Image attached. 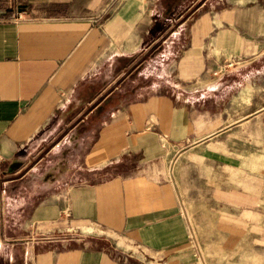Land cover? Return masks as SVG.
<instances>
[{
	"label": "crops",
	"instance_id": "crops-1",
	"mask_svg": "<svg viewBox=\"0 0 264 264\" xmlns=\"http://www.w3.org/2000/svg\"><path fill=\"white\" fill-rule=\"evenodd\" d=\"M69 123L68 172L0 182V264H264V0H0V170Z\"/></svg>",
	"mask_w": 264,
	"mask_h": 264
},
{
	"label": "rangeland",
	"instance_id": "rangeland-1",
	"mask_svg": "<svg viewBox=\"0 0 264 264\" xmlns=\"http://www.w3.org/2000/svg\"><path fill=\"white\" fill-rule=\"evenodd\" d=\"M187 3L188 2L184 4L185 9ZM161 25L163 24H160V27ZM135 63L136 60H133V62L130 63L129 68H131L129 69V71L125 69L121 73L120 66L118 67L116 72L114 71L115 79L113 84L115 86H118V88L115 89L116 93H123L127 92L128 90H137L140 88L143 89V87L148 85L152 86V83L150 84V82L152 81V76H150L152 68L145 67L142 70H137L136 68L132 69V66ZM110 88H112V86L108 87L107 89ZM89 106L90 105H86L84 107V111L89 109ZM70 125L71 124L69 123L68 126H64L62 129L61 126L54 128L53 131L43 134L37 142L27 145L18 154L17 157L13 158L9 163L5 164V168L3 170H0V182L10 180V178L22 174L14 173L13 168L9 170L10 166H23L22 172H25L27 168H29L33 164H36L37 162H39V166L37 168L39 171L37 170L34 173V176H32L31 172L27 174L25 176V179H27L28 181H30L32 178H34V180H40L46 177V174H48L49 171L53 174H60V176L68 172V168L71 163L70 160L73 159L72 154H69V140L67 139L65 140V144L57 146L53 151L54 153H47V151L54 145L55 142L59 140L61 136H63L68 131ZM28 186L30 187L26 186L25 192L26 190L29 192L32 191V185L29 183Z\"/></svg>",
	"mask_w": 264,
	"mask_h": 264
},
{
	"label": "built area",
	"instance_id": "built-area-1",
	"mask_svg": "<svg viewBox=\"0 0 264 264\" xmlns=\"http://www.w3.org/2000/svg\"><path fill=\"white\" fill-rule=\"evenodd\" d=\"M0 160H1V156H0ZM190 239H191V241H193V245L195 247H198V244H197V241L195 240V235H194L193 231H191Z\"/></svg>",
	"mask_w": 264,
	"mask_h": 264
}]
</instances>
